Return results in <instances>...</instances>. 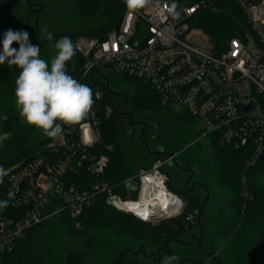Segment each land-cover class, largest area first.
Wrapping results in <instances>:
<instances>
[{
    "label": "trees",
    "instance_id": "trees-1",
    "mask_svg": "<svg viewBox=\"0 0 264 264\" xmlns=\"http://www.w3.org/2000/svg\"><path fill=\"white\" fill-rule=\"evenodd\" d=\"M76 3L81 14L96 17L98 22L95 27L81 32L68 30L55 33L53 41L43 48L49 62L56 54L55 43L60 38L70 37L73 43L82 35L104 39L117 26L126 10L123 0H76ZM182 3L187 4L189 0ZM191 24L211 38L213 51L221 52L229 39L245 27V18L237 8L225 11L204 8L198 10ZM5 31L6 25L0 14V41ZM13 47L18 48V45L14 43ZM83 64L84 58L76 51L72 60L66 62V70L92 89H102V104H111L114 112L103 116L101 138L93 147L96 154L108 155L104 172L99 177L83 173L79 178L76 175V180L75 174L69 173L75 180L72 183L86 186L89 179L102 181L122 197H127L128 191H132L131 197L136 198L137 177L133 183H126L125 180L135 176L140 168L150 167L158 159L152 150L163 149V153L179 152L176 161L189 173L193 171L192 178L197 184L192 189L184 187L187 177L175 173L181 181V185L175 186L169 176L168 187L183 199L184 207L179 216L167 219L157 230L146 228L135 216L112 208L106 202L107 192H98L87 208V214L81 217L82 228H76V220L66 211L53 214L28 228L11 250L1 253V264H54L62 230H67L73 240L63 264H87V253L101 240L116 249V254L107 264H141L125 245L149 241L156 246L197 228L202 229L203 239L190 245L173 264H205V254L210 249H221L226 264H264V157L248 165L246 160L251 154V146L236 148L221 145L211 135L212 156L210 160H205L203 147L197 140L202 129L196 116L184 108L175 110L170 103H163L156 89L138 78L103 71L110 81L108 88L107 80L96 71L83 76ZM19 71L15 66L0 65V134H11L10 138L0 142V166L4 168L28 162L42 154L56 139L46 137L41 130L28 126L19 117L14 96ZM119 82H126L131 87L130 92L126 91L127 102L124 97L118 98L112 92L114 88L122 87ZM119 105L121 107L117 111ZM125 106L134 115V125L128 116L119 113ZM149 112L160 114L161 121L153 125L152 120L145 130L143 138L147 148L140 139L142 128L138 126ZM5 114L7 120L3 119ZM172 165L177 167L176 163ZM208 191L210 195L202 209ZM0 200H9L3 187H0ZM56 203L59 201H52L47 212L52 211ZM18 212L10 200L6 208L0 209V214L6 216H17Z\"/></svg>",
    "mask_w": 264,
    "mask_h": 264
},
{
    "label": "built area",
    "instance_id": "built-area-1",
    "mask_svg": "<svg viewBox=\"0 0 264 264\" xmlns=\"http://www.w3.org/2000/svg\"><path fill=\"white\" fill-rule=\"evenodd\" d=\"M183 1L160 0L158 7L152 0L131 16L126 7L117 26L104 39L80 36L74 45L84 58L82 75L96 71L106 79L103 71L109 67L149 82L163 103L181 105L199 119L202 133L198 141L213 135L221 145L251 146L246 161L253 165L264 157V0ZM172 3L178 5V19L164 8ZM204 8H237L245 18V27L221 52L198 49L186 39L193 28L191 19ZM124 98L127 102L128 95ZM93 99L89 115L77 125L65 126L62 136L48 144L42 154L5 167L7 175L0 187L19 212L17 216L0 214V264L1 253L11 250L28 228L53 214L66 211L76 220V228H82L81 217L87 214L97 193L104 190L112 208L141 221L155 218H146L139 211L147 204L143 199L163 189L176 196L181 210L183 199L169 189V175L163 170L165 164L177 163L179 152L162 153L150 167L140 168L125 180L133 183L137 177L136 198L131 197L132 191L122 197L102 181L89 179L86 186L72 183L83 173L99 177L108 163V155L96 154L93 147L101 138L103 116L111 115L114 108L102 104L104 91L98 87L93 89ZM69 173L75 174L74 179ZM54 200L59 203L47 212Z\"/></svg>",
    "mask_w": 264,
    "mask_h": 264
},
{
    "label": "clouds",
    "instance_id": "clouds-1",
    "mask_svg": "<svg viewBox=\"0 0 264 264\" xmlns=\"http://www.w3.org/2000/svg\"><path fill=\"white\" fill-rule=\"evenodd\" d=\"M129 16L136 10L152 3V0H124ZM159 7L160 0H155ZM178 5L167 4L164 8L174 19L180 17ZM46 39L52 41L53 33L45 29ZM17 44L18 48L13 47ZM56 54L50 62L40 57L39 45L30 41L29 33L23 29H8L0 41V65L18 68L15 80V105L19 117L30 127L43 132L48 138H59L65 126H74L91 112L94 99L93 89L79 82L66 70V62L76 55V45L70 37H62L55 43ZM99 96V93H96ZM7 115L3 116L7 120ZM10 133L0 134V142L10 138ZM7 170L0 166V183ZM13 193H9L11 197ZM9 200H0V209L6 208Z\"/></svg>",
    "mask_w": 264,
    "mask_h": 264
},
{
    "label": "rangeland",
    "instance_id": "rangeland-1",
    "mask_svg": "<svg viewBox=\"0 0 264 264\" xmlns=\"http://www.w3.org/2000/svg\"><path fill=\"white\" fill-rule=\"evenodd\" d=\"M35 1L36 0H0V14L2 15L5 22L6 30L23 29L27 31L29 33L31 43L34 45H39V47H41L43 41L46 39L45 29L48 32L53 33L54 36L55 33L61 31L70 30L73 32H81L88 28L95 27L98 22L96 17H86L85 15L81 14L77 8L76 0H41L45 6V12L38 23L40 33V36L38 37L36 31L37 26L35 25L37 18L31 14V3ZM186 39L192 46L198 49L209 51L213 48V42L211 38L200 28H191V30H189L186 34ZM40 57L48 61L43 48L40 50ZM104 71L107 73H113L109 67L104 68ZM119 85L122 86L123 90L129 92L131 91V87L128 83L119 82ZM173 107L175 110L183 109V106L177 104ZM125 108L129 110L128 106H125ZM143 121L146 122L143 128L145 125L147 126L146 128H149V123L151 121L153 125H157L161 121V117L160 114L149 112ZM138 127L142 128V124H139ZM145 133L146 132H144V134ZM141 140L143 141V139ZM146 143L147 142H145V144ZM200 143L203 147V158L207 161L210 160L212 156V145L210 143V139L202 138ZM156 150L157 149H155V151ZM177 167H173L171 163H167L163 167V170L167 172L171 178L172 184L175 186L181 185V181L175 177V173L180 174L183 178L187 177V174L189 173L186 168H182L180 163L177 165ZM183 207L184 201L181 210L174 216L161 215L169 217L158 216L151 218L149 221H141L138 218H135L144 227L157 230L163 226L167 219L179 216ZM200 232L201 231L197 228L185 234L184 236L181 235L174 237L176 240L170 238V240L159 243L156 246H152L149 241H141L137 244L131 243L130 245H125L124 247L128 248L129 252L141 261V264H173L175 262V257H172L173 259H171V257H167V253L173 252V255L176 254V258L180 257L181 254H183L186 249L192 245L191 242L194 240V238H192L193 234H198L200 236L198 238H200V240L203 239L204 233L202 231L200 234ZM97 234L101 233L98 232ZM126 243L128 244V242ZM72 244L73 240L71 235L67 232V230H62L59 234L58 247L55 254L56 262L54 264L64 263L66 254L71 249ZM163 244L169 247L166 248L167 253L164 252ZM157 247L160 248L157 249ZM118 248L119 247H117V249ZM115 252L116 249H114L112 244L101 240V242L98 243L95 248L87 253V264H107L109 259H111L112 256L116 254ZM205 257V264H226L222 256L221 249H210L206 252ZM160 258H162L161 261L159 260Z\"/></svg>",
    "mask_w": 264,
    "mask_h": 264
},
{
    "label": "bare ground",
    "instance_id": "bare-ground-1",
    "mask_svg": "<svg viewBox=\"0 0 264 264\" xmlns=\"http://www.w3.org/2000/svg\"><path fill=\"white\" fill-rule=\"evenodd\" d=\"M143 201L147 204L142 209H139V211H142L146 218L148 215H153L154 217L161 215H174L180 210V203L176 196L165 189L154 193L152 196L148 195ZM141 203L142 202L136 203L135 205Z\"/></svg>",
    "mask_w": 264,
    "mask_h": 264
},
{
    "label": "flooded vegetation",
    "instance_id": "flooded-vegetation-1",
    "mask_svg": "<svg viewBox=\"0 0 264 264\" xmlns=\"http://www.w3.org/2000/svg\"><path fill=\"white\" fill-rule=\"evenodd\" d=\"M42 1L41 0H36L35 2H33V3H31L32 4V8H31V14L32 15H34L36 18L39 16V20H40V18L42 17V15H43V13L45 12V6H44V4L42 3ZM40 7H42V9L39 11V9H40ZM53 41V40H52ZM50 41H48L47 39H45L44 41H43V43H42V45H41V49L42 48H44V46L46 45V44H48ZM113 91L114 92H116V96L118 97V98H121V97H125L127 94H126V91L125 90H123L122 89V87H117V88H114L113 89ZM123 106V105H122ZM121 111L123 112V113H127V112H130V110H128V109H126L125 107H122L121 108ZM123 115H126V116H128L129 117V115L128 114H123ZM129 119V118H128ZM146 122L145 121H143L142 120V129H143V126H144V124H145ZM147 126H145L144 128H145V130L147 129L146 128ZM145 130H144V132H145ZM142 131V130H141ZM141 139V138H140ZM143 141L144 142H146V140L143 138ZM147 148H148V146H147ZM152 153L153 154H157L158 155V153H160V154H162L163 153V149H160V150H153L152 151ZM178 163V162H177ZM176 163V164H177ZM189 172V171H188ZM189 174V173H188ZM188 174H187V180H186V182L184 183V187H187V188H189V189H191V187H192V184H197V183H195L194 181H196L195 179H193V178H191L189 181H188ZM195 187V186H194ZM199 225H200V222H199ZM201 232H200V234L202 233V229L200 228L199 229ZM194 233V232H193ZM198 237H200L198 234L196 235V234H193L192 235V238H194V240L191 242L192 244L193 243H198V241H199V243H200V241L202 240H200V238H198ZM172 239H175L176 240V238H172ZM164 245V244H163ZM160 247H157V249H159ZM164 252L165 253H167V251H166V248H169L168 246H165L164 245ZM161 250V249H160ZM167 257H171V259H173L174 257V259L176 260V256H174L173 255V252H171V253H167ZM173 257V258H172ZM161 259L162 258H160L159 260L161 261Z\"/></svg>",
    "mask_w": 264,
    "mask_h": 264
},
{
    "label": "water",
    "instance_id": "water-1",
    "mask_svg": "<svg viewBox=\"0 0 264 264\" xmlns=\"http://www.w3.org/2000/svg\"><path fill=\"white\" fill-rule=\"evenodd\" d=\"M41 9H42V7H40L39 11H40ZM38 23H39V16L37 17V19H36V21H35V25L37 26L36 31H37V34H38V37H39V36H40V33H39ZM107 82H108V88H109V87H110V81L107 79ZM119 108H120V105L118 106L117 111H119ZM119 113H120L121 115H123V114H128V115H129V121H130V123H131L132 125H134V124L136 123L135 121H133V116H134V115H133L132 112L123 113L122 111H120ZM145 126H146V125H145ZM144 130H145V128L142 129V133H141V136H140L141 139H143L142 137H143V134H144ZM146 146H147V143H146ZM160 155H161V154L158 153V156H160ZM177 165H179V163H177ZM186 170H187V169H186ZM188 171H189V170H188ZM192 175H193V171L190 170V173L188 174V181L192 178ZM194 186H195V184H192L191 189L194 188ZM209 195H210V192L208 191L207 194H206V196H205V198L203 199V202H202V209L204 208L205 203H206V201H207Z\"/></svg>",
    "mask_w": 264,
    "mask_h": 264
}]
</instances>
